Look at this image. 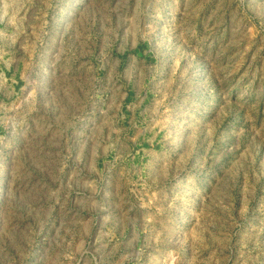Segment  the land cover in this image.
Listing matches in <instances>:
<instances>
[{"label": "rangeland", "instance_id": "374dc122", "mask_svg": "<svg viewBox=\"0 0 264 264\" xmlns=\"http://www.w3.org/2000/svg\"><path fill=\"white\" fill-rule=\"evenodd\" d=\"M0 264H264V0H0Z\"/></svg>", "mask_w": 264, "mask_h": 264}]
</instances>
